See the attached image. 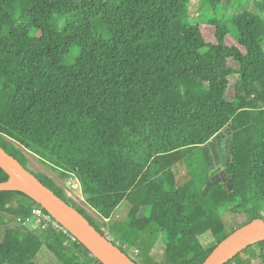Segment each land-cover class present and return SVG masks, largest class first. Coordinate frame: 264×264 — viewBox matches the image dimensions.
Instances as JSON below:
<instances>
[{"label":"trees","instance_id":"obj_1","mask_svg":"<svg viewBox=\"0 0 264 264\" xmlns=\"http://www.w3.org/2000/svg\"><path fill=\"white\" fill-rule=\"evenodd\" d=\"M188 2L0 0V147L27 170L23 150L73 176L102 220L127 202L119 249L160 239L165 264H202L234 230L264 220V19L237 14L232 39L217 21L190 24ZM226 126L230 187L208 183L203 155ZM9 178L0 166V184ZM35 207L46 213L19 190L0 191V264H38L43 248L59 264H102L58 227L24 226ZM222 208L238 220L230 229ZM251 247L264 264V241ZM236 258L227 264H246Z\"/></svg>","mask_w":264,"mask_h":264},{"label":"rangeland","instance_id":"obj_2","mask_svg":"<svg viewBox=\"0 0 264 264\" xmlns=\"http://www.w3.org/2000/svg\"><path fill=\"white\" fill-rule=\"evenodd\" d=\"M246 10L253 11L261 18L264 19V0H231L227 2L225 0L223 3L218 5L215 9H212L205 0H189L188 2V13L190 24H200L207 25L211 21H217L220 24H224L232 39L236 36V30L233 26V18ZM212 30L207 31V40H212ZM231 65L235 64L230 63ZM230 94V93H229ZM228 94V97L230 96ZM230 127H225L222 132L217 135L207 147L204 148L203 155L208 158L210 168L209 173L211 175V181L224 183L227 187H230L231 178L223 175V167L226 162L230 159ZM27 159V168L33 173H41L50 177L57 186H59L67 196L66 190V180L58 170H55L48 165L41 162L37 156L23 150ZM209 166V165H208ZM175 177L178 182L183 181V176L186 174V167L184 164H177L174 167ZM82 195V194H81ZM81 195L79 191L77 193L71 191L69 192L68 198H70L77 205L82 207L88 212L89 215L93 217L95 221L100 225L105 236L116 246L120 247L121 235L119 233L120 228L126 226V216L129 211V205L127 202L122 203L119 209L115 212V215L110 221H105L99 218V216L91 209L85 201L81 200ZM83 197V195H82ZM85 200V198L83 197ZM220 214L223 222L226 224L228 229L235 226L238 222L235 216L230 214L227 208H222ZM262 217L264 218V207L262 206ZM27 227L37 229V223L34 222ZM209 241L208 236L202 238V242L207 243ZM122 248V247H121ZM133 250H137V254L129 251L127 255L129 258L133 259L138 264H165L163 257L164 245L163 242L158 239L152 248L145 245L138 244L137 247H132ZM255 250L253 247L246 248L240 252L236 257L240 262H246V264H261L258 258L255 257ZM236 258V259H237ZM249 260V263L247 261ZM36 262L38 264H59L56 257H54L50 252L44 248L38 253L36 257Z\"/></svg>","mask_w":264,"mask_h":264},{"label":"water","instance_id":"obj_3","mask_svg":"<svg viewBox=\"0 0 264 264\" xmlns=\"http://www.w3.org/2000/svg\"><path fill=\"white\" fill-rule=\"evenodd\" d=\"M0 166L10 177L6 183L0 184V191L19 190L32 198L102 264H136L100 234L79 211L56 196L1 147ZM261 241H264V220L254 219L218 243L202 264H227L240 252Z\"/></svg>","mask_w":264,"mask_h":264},{"label":"built area","instance_id":"obj_4","mask_svg":"<svg viewBox=\"0 0 264 264\" xmlns=\"http://www.w3.org/2000/svg\"><path fill=\"white\" fill-rule=\"evenodd\" d=\"M66 192H67V196H69V192L73 191L75 193H77V191H79L80 195H81V192H80V186H79V183L75 180V178L72 176V177H69L67 180H66ZM70 197V196H69ZM81 200L84 201L82 195H81ZM105 221H108V219ZM36 222L37 223V229L40 228V226L45 223L46 225L47 224H51L55 227H58L65 235H67L69 237V239L71 241H74V240H77L71 233H69L61 224H59L49 213H45L41 208H33L31 210V215L29 217H26L23 221H22V224L24 226H29L30 224ZM30 229H34V228H31V227H28ZM126 249V248H124ZM133 253L134 254H137V250H133Z\"/></svg>","mask_w":264,"mask_h":264},{"label":"crops","instance_id":"obj_5","mask_svg":"<svg viewBox=\"0 0 264 264\" xmlns=\"http://www.w3.org/2000/svg\"><path fill=\"white\" fill-rule=\"evenodd\" d=\"M221 132H222V131H221ZM221 132H220V133H221ZM220 133H218V135H219ZM216 136H217V135H216ZM216 136H215V137H216ZM215 137H214V138H215ZM214 138H213V139H214ZM213 139H212V140H213ZM210 142H211V140H210V141L208 142V144L205 145V146L207 147V146L209 145ZM205 146H204V148H205ZM209 171H210V170H209ZM93 211H94V210H93ZM94 212H95V211H94ZM95 213H96V212H95ZM96 214H97V213H96Z\"/></svg>","mask_w":264,"mask_h":264},{"label":"bare ground","instance_id":"obj_6","mask_svg":"<svg viewBox=\"0 0 264 264\" xmlns=\"http://www.w3.org/2000/svg\"><path fill=\"white\" fill-rule=\"evenodd\" d=\"M11 184H12V186H15V183L13 181H11Z\"/></svg>","mask_w":264,"mask_h":264}]
</instances>
